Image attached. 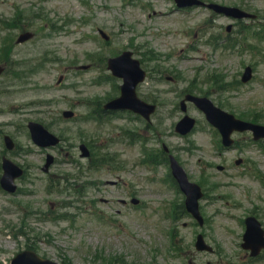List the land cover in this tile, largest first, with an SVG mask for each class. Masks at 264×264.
<instances>
[{
    "label": "rangeland",
    "instance_id": "374dc122",
    "mask_svg": "<svg viewBox=\"0 0 264 264\" xmlns=\"http://www.w3.org/2000/svg\"><path fill=\"white\" fill-rule=\"evenodd\" d=\"M203 1L243 6L257 19L234 23L205 8L175 10L173 0H0V42L10 35V29L1 27L17 9L29 18L37 12L45 13L48 19L44 23L59 27L54 35L41 31L33 42L13 49L10 55L17 63L0 75L1 136L10 135L17 143L20 151L8 156L27 171L19 182L18 193L9 196L0 192V262L9 264L17 253L33 249L43 258L67 264H104L105 258L118 256L125 264H264V257L252 262L243 256L239 246L242 216L255 210L264 221V145L245 147L242 157L249 164L236 168L229 161L235 153L217 156L222 151H213L210 143L215 137L209 134L203 115L188 108V114L198 120V133L192 142L200 149L180 155L192 180L200 174H210V182L218 184V190L211 193L214 199L206 200L203 206L206 217L211 218L203 232L219 246L221 256L195 253L191 240L197 229L182 228L183 221L173 226L164 218L175 200L173 192L164 189L160 181L167 168L158 165L150 171L136 166L134 151H128L124 144L115 145L126 164L121 177L135 186L137 198L145 204L141 210L123 209L117 203L125 198L122 190L104 185L115 179L113 173L95 167L87 170L86 162L79 159L81 142L100 146L129 141L124 133L127 129L142 133L147 140L155 136L157 144L187 148L189 142L172 135L181 117L172 107L175 93L184 89L206 93L223 110L247 115L248 119L251 115L264 125V31L256 33L259 26H264V0ZM228 25L234 27L235 36L226 33ZM98 29L110 37L108 45L99 37ZM245 36L244 51L236 50ZM126 49L142 58L154 74L159 72L156 80L147 81L137 90L140 95L156 96L162 102L155 115V131H143V126L130 122L128 116L96 117L84 122L89 121L87 111L94 112L97 99L115 93L113 81L100 80L108 74L103 68L105 59ZM97 53L104 56L97 57ZM154 53L160 56L149 60ZM81 66L87 69L81 70ZM246 66L252 67L253 78L242 84ZM18 75L21 82L16 80ZM158 75L172 77L176 82L157 83ZM60 76L63 81L57 85ZM220 100L223 107L218 104ZM68 109L75 112V120L61 119V112ZM29 121L42 123L63 138L62 149L47 151L58 158L51 177H44L40 169L45 155L29 139ZM139 129L142 130L138 132ZM212 153L216 159H210ZM209 162H225L226 170L218 173L209 168ZM77 173L86 175L87 182L95 181L99 188L88 187L86 192L74 195L73 190L64 191L61 184L58 190L64 193L51 192L63 175ZM153 176L156 181H145ZM173 241L180 246L181 256L166 255Z\"/></svg>",
    "mask_w": 264,
    "mask_h": 264
},
{
    "label": "water",
    "instance_id": "95a60500",
    "mask_svg": "<svg viewBox=\"0 0 264 264\" xmlns=\"http://www.w3.org/2000/svg\"><path fill=\"white\" fill-rule=\"evenodd\" d=\"M243 15H238V17H241ZM135 65V69H129L130 61L128 60L127 56H123L117 60H114L110 64L111 70L114 72L115 75L118 77H123L125 79V85L121 87L122 90V97L114 102H112L109 107L113 109H125V108H132L133 110L143 113V110L139 107H141V103L136 102L137 105H134L133 103V97H132V91L134 89L135 83L141 79V74L137 69V65ZM120 69V70H119ZM249 70H247L244 81H246L249 78ZM201 105L203 106L207 116L209 119H211L213 122H216L218 120V117L220 116L215 109H213L209 104L206 102L201 101ZM151 108L146 109V113H150ZM65 117L71 116L70 113H64ZM31 132H32V138L33 140L39 144V145H55L58 141L51 135H49L47 132L43 131L41 127L39 126H30ZM264 135V133H263ZM85 155V154H84ZM5 174L3 178L1 179V185L2 187L9 191H14V186L12 184L14 177L19 175L17 170L10 164L6 163L5 166ZM178 172H180L178 169H176ZM174 174L179 178V181L182 185V187L185 186V179L184 177L174 171ZM190 201H192V197H189ZM261 234L258 225L251 224L250 227L247 230V233L244 237V240L246 244H252L254 246H257L261 242ZM11 264H54L48 261H42L40 260L34 253L32 252H24L12 260Z\"/></svg>",
    "mask_w": 264,
    "mask_h": 264
},
{
    "label": "bare ground",
    "instance_id": "6f19581e",
    "mask_svg": "<svg viewBox=\"0 0 264 264\" xmlns=\"http://www.w3.org/2000/svg\"><path fill=\"white\" fill-rule=\"evenodd\" d=\"M160 17H162L163 15L162 14H159Z\"/></svg>",
    "mask_w": 264,
    "mask_h": 264
}]
</instances>
